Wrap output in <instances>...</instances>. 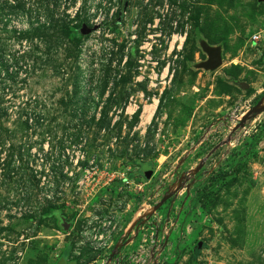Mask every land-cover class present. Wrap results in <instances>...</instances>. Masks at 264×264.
<instances>
[{
	"label": "rangeland",
	"instance_id": "1",
	"mask_svg": "<svg viewBox=\"0 0 264 264\" xmlns=\"http://www.w3.org/2000/svg\"><path fill=\"white\" fill-rule=\"evenodd\" d=\"M263 106V1L0 0V264H264Z\"/></svg>",
	"mask_w": 264,
	"mask_h": 264
},
{
	"label": "water",
	"instance_id": "2",
	"mask_svg": "<svg viewBox=\"0 0 264 264\" xmlns=\"http://www.w3.org/2000/svg\"><path fill=\"white\" fill-rule=\"evenodd\" d=\"M260 1H263L264 2V0H260ZM96 29L97 28H94L92 30H88L86 28H83L82 29V33L83 34H89L92 31H95ZM203 50L206 53V55L208 57V60H207V62H205L204 64H202V68H204L206 70H211V71L216 70L220 66V64H221L219 50L218 49H211V48H208L206 46L203 47ZM244 88H246V87H244ZM263 109H264V106L261 107V108H259V109L257 108L256 110H263ZM142 174H143L145 180H149L152 177V175H153V170L151 169V167L149 165H145L143 167ZM164 202H165V200H162L160 202V204H158L155 207V209L158 208V207H160ZM198 247L199 248L201 247V244L200 243L198 244Z\"/></svg>",
	"mask_w": 264,
	"mask_h": 264
},
{
	"label": "bare ground",
	"instance_id": "3",
	"mask_svg": "<svg viewBox=\"0 0 264 264\" xmlns=\"http://www.w3.org/2000/svg\"><path fill=\"white\" fill-rule=\"evenodd\" d=\"M181 42H182V40H181ZM152 109H153V108L146 109V111H147V114H151V113H152ZM149 117H150V115H148V116L146 117V119H145V120H148V119H149Z\"/></svg>",
	"mask_w": 264,
	"mask_h": 264
},
{
	"label": "built area",
	"instance_id": "4",
	"mask_svg": "<svg viewBox=\"0 0 264 264\" xmlns=\"http://www.w3.org/2000/svg\"><path fill=\"white\" fill-rule=\"evenodd\" d=\"M253 39H255V37H253Z\"/></svg>",
	"mask_w": 264,
	"mask_h": 264
},
{
	"label": "trees",
	"instance_id": "5",
	"mask_svg": "<svg viewBox=\"0 0 264 264\" xmlns=\"http://www.w3.org/2000/svg\"><path fill=\"white\" fill-rule=\"evenodd\" d=\"M144 167V166H143ZM143 170V169H142ZM142 173V172H141ZM143 175V174H142Z\"/></svg>",
	"mask_w": 264,
	"mask_h": 264
}]
</instances>
